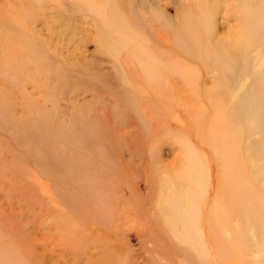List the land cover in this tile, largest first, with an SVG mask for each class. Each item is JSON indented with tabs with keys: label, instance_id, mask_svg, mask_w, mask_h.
I'll return each instance as SVG.
<instances>
[{
	"label": "rangeland",
	"instance_id": "rangeland-1",
	"mask_svg": "<svg viewBox=\"0 0 264 264\" xmlns=\"http://www.w3.org/2000/svg\"><path fill=\"white\" fill-rule=\"evenodd\" d=\"M262 52L264 0H0V264H207L212 254L215 264H235L238 256H245L243 264L260 263L264 256H248L245 226L234 221L248 212L249 239L261 238L264 154L252 144L248 152L246 134L235 136L227 120L232 95L242 94L263 69ZM226 54L239 69L230 84L218 71ZM195 91L203 98L207 92V111L179 118L175 105H192ZM257 97L260 118L264 94ZM175 125L211 151L197 154L190 166L195 172L186 170L176 148L181 133L170 129ZM252 136L264 142L263 130ZM226 151L230 168L240 162L236 176L247 174L239 178V195L248 203L230 210L226 197L235 181L229 168L230 177L210 194L219 193L218 217L227 222L217 232L224 238L229 226L237 241L228 247L219 241V253L210 245L211 254L202 240L190 248L176 224L182 220L159 211L170 203L158 176L183 171L194 178L193 186L184 180L182 187L197 192L193 202L202 214L211 190L208 168ZM208 213L217 222L216 208ZM114 243L115 253L105 249Z\"/></svg>",
	"mask_w": 264,
	"mask_h": 264
},
{
	"label": "bare ground",
	"instance_id": "bare-ground-1",
	"mask_svg": "<svg viewBox=\"0 0 264 264\" xmlns=\"http://www.w3.org/2000/svg\"><path fill=\"white\" fill-rule=\"evenodd\" d=\"M163 37V39H164V42L165 43H167V40L164 38V35L162 36ZM232 57V55H228V54H226V58H225V60H224V62L222 63L223 64V66L221 67L220 65V68L218 69V71H219V76H220V78H221V80H223V82L224 81H226V83L225 84H230V83H232V82H235L236 80H238V71H239V69L236 67V66H234L233 64H232V62L231 61H227V59H229V58H231ZM258 58H259V60L261 61L263 58H264V55H263V52L262 53H260L259 55H258ZM259 64H260V62H258ZM221 64V65H222ZM261 65V64H260ZM254 67V66H253ZM261 67V66H260ZM247 69H249V65L247 64V67H246ZM250 70V69H249ZM178 82V81H177ZM178 86V84H176L175 86H174V88L176 87V90L179 88V87H177ZM203 87H205L204 85H203ZM228 89L230 88V87H227ZM172 90V89H171ZM174 91H175V89H173ZM204 90H205V88H204ZM176 93H179V90H177V91H175ZM257 92H259V93H263L264 94V67H263V69L262 70H260L259 72H258V74L255 76V78L253 79V81L251 82V84H250V86H248V87H246L244 90H243V93L241 94H239V92L237 93V92H235L232 96V102H231V107H232V109H231V113H230V115H231V117H230V119L229 120H227V122L229 121V123H228V125L231 127V131L235 134V136H242L243 134H246V136H247V138H248V143H247V151L249 152V148H250V145L252 144L253 146H260V148H261V151H258V153L259 154H264V147H262V146H264V142H260V141H257L256 140V138H254L253 136H252V134H254L255 133V131H259V130H263L264 131V118H263V116H264V114H263V116L262 117H260V118H255V114H254V110H259V107H260V104H261V101L260 102H258L257 100H259L260 98H258L257 97V95L259 94V93H257ZM195 93L196 94H194V95H196L197 96V100L195 101L196 102V104H192V105H187V103H189V102H184L183 100H181L182 101V103H180V105H175L176 107L175 108H177V113H178V115H179V118H183V116L184 115H189L190 114V112H191V110L192 111H195L196 112V114H197V116L199 117V115H198V113H204L205 111H207L206 109H205V107H204V102L207 100V98H209V97H207V92H206V96L204 95V98L201 96V95H199L196 91H195ZM185 95V94H184ZM160 96H161V94H160ZM162 97V96H161ZM172 97V96H171ZM175 98V96H173V99ZM178 98H179V101H180V97L178 96ZM189 101H190V99H189ZM194 106V107H193ZM200 106L201 107H203V108H200ZM173 107V106H172ZM190 107H191V109H190ZM174 108V109H175ZM172 109V108H171ZM203 109V111H201ZM152 114V113H151ZM156 117V116H155ZM161 122V121H160ZM160 122L158 123L159 125H160ZM157 124V125H158ZM162 124H164L166 127H167V125L163 122ZM169 124V123H168ZM180 124V123H179ZM158 125V126H159ZM186 126V125H185ZM164 126H162L161 128H163ZM158 129H159V127H157ZM156 128V129H157ZM165 128V127H164ZM172 128H175V129H179V131H180V133H181V139L179 140V146H177L176 145V148L178 149V150H180L181 152H182V156H184V161H186L185 163V165L184 166H186L185 168H187L186 170H191V168H190V166L193 164V162H196V158H197V154L198 153H204V154H210L211 153V151L208 149V146L203 142V140H201L200 138H198V141H197V144L195 145L194 143H193V141H192V139L191 138H185L184 137V135H183V133H182V131H181V129L180 128H178V126H176L175 125V127H172L171 126V128L170 129H172ZM156 129H154L155 131H158V130H156ZM193 129V128H192ZM161 130V129H160ZM189 129L188 128H186L185 129V131H188ZM201 132V131H200ZM206 132V131H205ZM192 134H193V132H192ZM249 144V145H248ZM180 153V152H179ZM258 153L256 154L257 156H258ZM225 155H227V151L225 152V154H222L221 155V157L222 158H218L217 159V161L216 162H214V164H215V166H216V170H215V166L213 165V164H211L210 165V168H208V176H209V179H210V188H211V190L208 192V194L209 195H211L210 194V192H214V191H216V190H218V192H219V187H220V185H221V182H222V177H225L226 175H228L229 173L227 172V170L230 168V166H229V161L226 159L227 158V156H225ZM159 158V157H158ZM162 159V158H161ZM182 159V158H181ZM160 160V159H159ZM176 160V158L174 159V161ZM213 160V159H212ZM162 161V160H161ZM183 161V162H184ZM201 164H203V159L201 158L200 160H198ZM250 158L247 156L246 157V161H244L245 163L246 162H248L247 164H248V166H249V169H250ZM176 162V161H175ZM237 163L239 164L240 162H238V159H237ZM236 163V165H237V168H234V170H233V168H230L231 170H230V172H231V174L233 175V177H234V181H235V187H234V190L232 191L231 190V192L230 193H232V194H230V196L229 197H226V198H228V200L230 201V202H232V204H230V207H232V206H235V210H234V208L232 207L230 210H234V211H238V204H240L239 202H241V204H244V203H248V201H247V198H246V195L244 194H242L243 195V197L241 198L240 197V192H239V186H240V184H239V182H241L240 180H239V178L241 179H243V177H240L241 175H247V174H245V173H242L241 172V175L238 177V176H236V174H237V169L238 168H240V164L238 165ZM264 163V162H263ZM163 164V163H162ZM247 164H245V165H247ZM173 165V164H172ZM171 165V166H172ZM182 165V166H183ZM157 167V166H156ZM158 168V167H157ZM167 168V167H166ZM177 168H179V166L177 167ZM181 168V167H180ZM152 169V168H151ZM156 169V168H155ZM155 169H153L152 171H154ZM182 169V168H181ZM201 169H203V166H201V168H199L198 169V172H200V174H201ZM243 169H245V168H243ZM164 170V169H163ZM173 170V169H172ZM183 170V169H182ZM223 170H224V174L222 175V172H223ZM261 170H262V174L259 176L260 178H261V180H262V182L260 183V184H262L263 185V189H264V166H262V168H261ZM156 171V170H155ZM154 171V172H155ZM159 171V170H158ZM158 171H157V175H158ZM165 171V170H164ZM167 171V170H166ZM174 171V170H173ZM178 171V170H177ZM176 171V172H177ZM179 171H180V169H179ZM191 171H194L195 172V170H191ZM151 172V171H150ZM167 172H169V171H167ZM167 172H165V173H163L161 176H158V178H163L164 180L162 181V184H161V186H166V187H168V189L166 190V193H165V195H164V197H165V202H167V204H171L172 206L171 207H174V208H168V206H170V204L167 206V208L165 207V206H163V205H166V203L164 204L163 202V205L162 206H160L159 204H158V202H157V204L159 205V208L160 207H162V208H160V212L162 211V212H165V214H168V216H167V218L169 217V215L171 216V220L174 222V221H176L177 219H181L180 221H181V223H179V221L176 223V224H180V228H182V230L184 231V234H183V236L186 238V242H188V245H189V243H190V248H192V245L194 244L193 242H196L197 240H202V241H204V244L207 246L206 247V250L205 251H209L211 254L213 253V250H212V248H211V246L210 245H213V248L215 249V252L218 250V253L221 251H219V249H217V248H219L218 247V245H219V241L220 242H223V244H225V247H228L229 245H230V243H232L233 241H235L236 239H234L233 240V236H234V233L232 232V229H230V227L228 226V228H229V230L228 229H226V230H228V232L227 233H225L224 234V238L221 236V234L219 233V232H217V231H220V230H217V227L220 225V227H222V228H225V225H224V223L226 224L227 222L225 221V222H222L221 220H220V215H219V217H218V214H221L220 212H219V210H218V207H219V205L221 204V201H219L218 200V205H217V199H219L218 197L220 196L219 195V193L218 194H216V195H214L213 194V196L211 195V196H209V195H206V199H205V210H203V212H202V214L200 213L199 214V211H198V208H197V205H196V201L195 202H193V198H194V200H196L195 199V197L194 196H198V194H197V192L195 191L194 192V190L191 188V191H190V188H188L186 191H188V192H186L184 189H185V187H184V189H183V187H182V184H183V182H184V180H187L186 182H184L185 184H188V186L190 185V184H192V185H190V187L191 186H193V183H195V179L194 178H192V177H190V178H192L191 180L193 181H191L190 182V178L189 177H186V175H185V172H183V171H180V172H182V174H177V177H171V176H168L167 175ZM248 172V171H247ZM251 172V171H250ZM156 173V172H155ZM174 173V172H173ZM228 173V174H227ZM168 174H170V172L168 173ZM172 174V173H171ZM170 174V175H171ZM194 173H192V175H193ZM187 175H190V174H187ZM192 175H190V176H192ZM156 176V175H155ZM165 176H166V178H165ZM168 176V177H167ZM173 176V175H172ZM229 176V175H228ZM250 176V175H249ZM151 176H149L148 175V180L150 181V182H147V185L149 186V187H153L154 185V182H153V184L151 183V178H150ZM193 177H194V175H193ZM230 177V176H229ZM246 177H248V176H246ZM251 177V176H250ZM157 177H156V179H158ZM154 179H155V177H154ZM160 179H158V180H155V181H160ZM194 179V180H193ZM201 179V178H200ZM199 178L197 179L198 181L200 180ZM229 180V179H228ZM246 181H248L249 180V178H247V179H245ZM233 181V182H234ZM246 181H245V183L244 184H246ZM250 181V180H249ZM253 181H255V180H253ZM259 181V180H258ZM179 182L181 183V185L179 184ZM244 182V181H243ZM156 183V185H157V182H155ZM197 183H199V182H197ZM155 185V186H156ZM170 185H175L176 186V189L174 190V191H171L170 189H169V187H170ZM201 185V184H200ZM247 185V184H246ZM245 185V186H246ZM187 186V185H186ZM231 185H229L228 184V187H230ZM227 187V188H228ZM247 187V186H246ZM246 187H244V188H246ZM154 188H156V187H154ZM221 188V187H220ZM226 188V187H225ZM241 188V187H240ZM228 190H230L229 188L227 189V192H228ZM244 190V189H243ZM190 191V192H189ZM221 191V190H220ZM217 192V191H216ZM221 193V192H220ZM217 195H219L218 197H217ZM163 196V195H162ZM161 196V197H162ZM222 196V195H221ZM225 196V195H224ZM248 196V195H247ZM200 198V197H199ZM226 198H225V200H226ZM237 198H239L240 199V201L239 200H237ZM162 200V199H161ZM211 200H213L214 201V203L213 204H211ZM221 200V199H220ZM223 200V199H222ZM159 202H160V200H159ZM223 202V201H222ZM228 202V201H227ZM229 202V203H230ZM151 204H152V202H151ZM186 204V205H185ZM216 204V205H215ZM224 204H225V201H224ZM224 204H222V206L224 205ZM227 205H229V204H227ZM157 206V205H156ZM156 206H154L153 205V208L154 207H156ZM225 206V205H224ZM214 208V214H215V208H216V211H217V213H216V217H215V219L216 218H218L217 219V222L214 220L213 222H212V220L209 218V217H211V215L208 213V211H210V209L211 208ZM226 207H228V206H225L224 207V209L226 208ZM242 207V206H241ZM240 207V210L243 212L244 210L243 209H245V208H241ZM244 207H245V205H244ZM223 208V207H222ZM222 208H219V209H222ZM248 208V207H247ZM246 208V209H247ZM251 208V210H252V206L250 207ZM151 209H152V205H151ZM157 209V208H156ZM223 209V211L225 212V210H227L228 211V209L226 208L225 210ZM245 209V210H246ZM153 210V209H152ZM185 211V213L183 212L182 214H181V212L182 211ZM234 211H232V212H234ZM229 212V211H228ZM232 212H230V213H232ZM156 213V212H155ZM236 213V212H235ZM249 213H250V211H249ZM151 214V213H150ZM229 214V213H228ZM244 213H241V215H243ZM248 214V212L246 213V215H244V216H239V213H237V215L240 217L238 220H236L235 219V226H237V227H241V225L243 226V224H244V226H245V232H246V235H245V238H244V240H246L245 241V243H246V246L248 247V250H249V248H250V250H251V252H250V255H248V256H250L251 257V255L253 256V258H258V257H260V256H264V230H263V232H260V234L262 235L261 236V238H260V236H259V238L261 239V242H262V245L260 244L261 242H260V240H259V238L258 237H256L255 239H249V237H250V235H251V233L250 232H253V227L251 226V220H252V215H247ZM251 214V213H250ZM226 215V214H225ZM225 215L223 216V215H221L222 217H224V220H227V219H225ZM234 216L233 217V219L234 218H237L238 216ZM153 216V215H152ZM151 216V217H152ZM165 216V217H166ZM232 216V215H231ZM154 217H155V215H154ZM164 217V218H165ZM228 217V216H227ZM166 218V219H167ZM212 218V217H211ZM159 219H160V217H159ZM158 219V220H159ZM193 220V222L191 223V225L189 224V221H191V220ZM230 219H232V217H230ZM187 220H188V222H187ZM199 220H202V221H204V223L206 224H208V226H207V224H206V226L205 225H203V224H201V226L203 225V226H205V229H206V232L205 231H203L202 230V227L200 226L199 227V222H201V221H199ZM223 220V221H224ZM228 221V220H227ZM164 222V221H163ZM182 222H184V223H182ZM185 222H187V223H185ZM194 222H196V223H194ZM214 223V222H216L214 225L212 224V225H210L211 226V229H213L214 228V230L211 232V231H209V232H211V233H208V227H209V224L210 223ZM230 222H232V221H230ZM171 223V222H170ZM194 223V224H193ZM221 223H223V225L221 224ZM181 224H182V227H181ZM185 224V225H184ZM159 225H160V223H159ZM184 225V226H183ZM154 226H156V224H154ZM164 226H166L165 225V223H164ZM263 227H264V225H262ZM169 227V229H170V226H168ZM168 227H166V228H168ZM172 227H174V225L172 226ZM178 227V225L176 226V227H174V229L175 228H177ZM165 228V229H166ZM201 228V229H200ZM242 228V227H241ZM240 228V231L242 230V233L240 232V234L242 235L243 234V229H241ZM236 229V228H235ZM161 230V229H160ZM141 231H142V229L140 230V231H137V233H138V236H143V231H142V234H141ZM154 231V230H153ZM261 231V230H260ZM175 232L178 234V236H180V238L182 237V231H178V229H176L175 230ZM221 232V231H220ZM226 232V231H225ZM257 233H259V231H256ZM235 233H236V231H235ZM249 233H250V235H249ZM239 234V233H238ZM237 234V235H238ZM239 234V235H240ZM155 235V234H154ZM223 235V234H222ZM243 236V235H242ZM207 237H209V239H206ZM220 237V238H219ZM234 237H236V236H234ZM238 237V236H237ZM151 238H153V237H151ZM178 238V237H177ZM220 240H219V239ZM162 240V239H161ZM180 240V239H179ZM207 240H209V241H211L212 240V244H209L208 243V241ZM238 240H240V239H238ZM243 240V241H244ZM237 241V240H236ZM241 241V240H240ZM193 243V244H192ZM234 243V242H233ZM240 243H242V242H240ZM117 245H118V243H117ZM209 245V246H208ZM115 246H116V243H114V244H111V246H106L105 247V249L106 250H108L109 252H111V253H115L116 252V248H118V247H116L115 248ZM215 246V247H214ZM119 247H120V245H119ZM168 247V246H167ZM195 247V246H194ZM208 247H209V249H208ZM121 248H122V246L119 248L120 249V251H121ZM166 248V247H165ZM188 248V247H187ZM180 250V249H179ZM191 250V249H190ZM194 250V249H193ZM196 250H197V248H196ZM199 250V249H198ZM119 250L117 251V253L118 252H120ZM185 251H188L189 252V250L187 249V250H185ZM184 251V252H185ZM183 252V253H184ZM194 252V251H193ZM196 253H198V252H202V250H199L198 252L197 251H195ZM187 253V252H186ZM217 253V254H218ZM188 254V253H187ZM221 254V253H220ZM218 255L217 256V258H218V260H220L221 261V258H223L221 255ZM234 254V253H233ZM248 254H249V252H248ZM189 256H190V253L188 254ZM213 256H211V261L210 262H207V264H213V262H214V254H212ZM216 255V254H215ZM232 255V254H231ZM219 256H221V258L219 259ZM241 256V255H240ZM191 257V256H190ZM192 257H193V255H192ZM245 256H243V258H244ZM215 258H216V256H215ZM237 260V262H240V263H237V262H235V264H243L242 263V261H243V258H242V256H241V258H242V261L240 260V261H238V259L240 258L239 256L238 257H235ZM235 258H233V260H235ZM261 258V257H260ZM231 259V260H230ZM224 261H225V259H223ZM222 260V261H223ZM228 260V259H227ZM226 260V261H227ZM229 260L230 261H232V258H229ZM227 261V263L228 262H230V261ZM244 260H247V259H244ZM251 260V259H250ZM217 261V260H216ZM215 261V262H216ZM219 261V262H220ZM248 261V260H247ZM215 262H214V264H215ZM223 262H221L220 264H222ZM231 263V262H230ZM229 263V264H230ZM233 263V262H232ZM249 263V262H248ZM257 264H264V258H263V260L260 262V263H257Z\"/></svg>",
	"mask_w": 264,
	"mask_h": 264
}]
</instances>
